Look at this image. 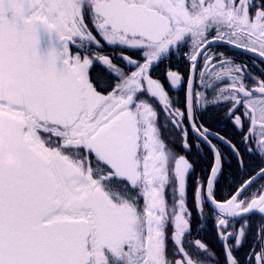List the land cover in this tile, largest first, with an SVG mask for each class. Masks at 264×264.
<instances>
[{
	"label": "snow or ice",
	"instance_id": "snow-or-ice-1",
	"mask_svg": "<svg viewBox=\"0 0 264 264\" xmlns=\"http://www.w3.org/2000/svg\"><path fill=\"white\" fill-rule=\"evenodd\" d=\"M220 45L264 61V0H0V264H220L209 221L242 264L254 215L243 264H264V79Z\"/></svg>",
	"mask_w": 264,
	"mask_h": 264
},
{
	"label": "flooded vegetation",
	"instance_id": "flooded-vegetation-1",
	"mask_svg": "<svg viewBox=\"0 0 264 264\" xmlns=\"http://www.w3.org/2000/svg\"><path fill=\"white\" fill-rule=\"evenodd\" d=\"M61 43V42H60ZM213 47H216L213 45ZM186 50V49H185ZM219 50L224 52L227 56L233 58L236 63H243L248 66V70L253 73L255 76L264 79V61L261 60L260 57L255 56L254 54L242 52L240 50H236L230 46L227 45H220ZM70 53L75 55L77 53V49L74 45L70 44ZM171 66L173 68H178L180 71H184V65L182 62H178L175 58H173L171 61ZM171 95L173 96V99H178L181 103L184 98V92L183 90H179L171 92ZM204 121L207 124H211L213 127V130H221L222 132L228 128V125L224 123L222 120L213 121L209 116L203 117ZM215 142V141H214ZM223 148L224 146L221 145ZM176 151L180 154H184L182 152V149L179 145L176 147ZM225 156L227 158V163L225 164V176L223 179L220 180L219 185L217 186V195L218 198H222L224 195L227 194L228 191H230V186L232 185L234 180H237L239 178V174H234V164H232L231 157L229 156L228 152L225 151ZM187 158L190 161H195V170L193 173H190L188 177V206L192 208L193 210V219L194 221L197 219L195 215V209L193 207V190H194V181L197 178H203L208 174V170L210 168V165L212 164V155L211 152L207 149V147H204V150L200 152L199 154L196 153L195 150L191 154H187ZM260 183L264 184V181H261ZM259 187V184L257 185ZM206 214L211 215L210 212L207 211L206 208ZM260 221V217L258 215H254L250 217V223L252 225V230L249 231L246 240L240 247L238 251L235 252V255L243 262L246 260V255L249 252L252 245L256 244L255 241V225ZM198 227V225L194 224V228ZM193 237L194 238H200L202 240H205L209 244L210 250L216 255L217 259L219 260L220 264H224V252L222 246L213 238L212 235V222H207L205 226V230L197 236L196 231H193Z\"/></svg>",
	"mask_w": 264,
	"mask_h": 264
},
{
	"label": "water",
	"instance_id": "water-1",
	"mask_svg": "<svg viewBox=\"0 0 264 264\" xmlns=\"http://www.w3.org/2000/svg\"><path fill=\"white\" fill-rule=\"evenodd\" d=\"M60 42L56 40L55 35L53 34L51 37L43 31L40 33V44H39V52L41 55H46L48 51L52 48H55L57 52L59 51Z\"/></svg>",
	"mask_w": 264,
	"mask_h": 264
},
{
	"label": "clouds",
	"instance_id": "clouds-1",
	"mask_svg": "<svg viewBox=\"0 0 264 264\" xmlns=\"http://www.w3.org/2000/svg\"><path fill=\"white\" fill-rule=\"evenodd\" d=\"M4 163L6 166H13V165H15V160H14L12 155L6 154L4 156Z\"/></svg>",
	"mask_w": 264,
	"mask_h": 264
}]
</instances>
